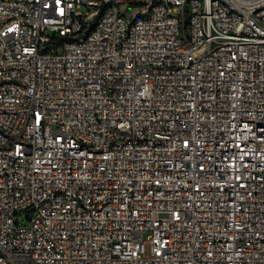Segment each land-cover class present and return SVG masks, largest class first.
Returning a JSON list of instances; mask_svg holds the SVG:
<instances>
[{
  "label": "built area",
  "instance_id": "2783aa9c",
  "mask_svg": "<svg viewBox=\"0 0 264 264\" xmlns=\"http://www.w3.org/2000/svg\"><path fill=\"white\" fill-rule=\"evenodd\" d=\"M0 264H264V0H0Z\"/></svg>",
  "mask_w": 264,
  "mask_h": 264
}]
</instances>
